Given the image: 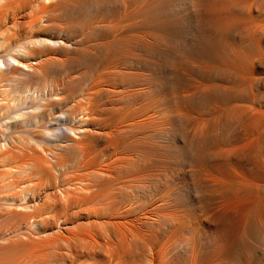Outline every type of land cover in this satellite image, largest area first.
Here are the masks:
<instances>
[{
  "label": "bare ground",
  "instance_id": "bare-ground-1",
  "mask_svg": "<svg viewBox=\"0 0 264 264\" xmlns=\"http://www.w3.org/2000/svg\"><path fill=\"white\" fill-rule=\"evenodd\" d=\"M4 22L30 31L0 91L85 102L63 142L0 143V264H264V0H0Z\"/></svg>",
  "mask_w": 264,
  "mask_h": 264
},
{
  "label": "rangeland",
  "instance_id": "rangeland-1",
  "mask_svg": "<svg viewBox=\"0 0 264 264\" xmlns=\"http://www.w3.org/2000/svg\"><path fill=\"white\" fill-rule=\"evenodd\" d=\"M4 23L0 25V39L2 40L5 36L3 39L7 38L9 44H5L7 42L6 40H4V42L6 41L5 43L2 42L3 46L0 44V55L7 54L8 52V54L11 52L14 54L16 49L15 45L22 39H25L30 30L23 26H16L17 28H14L15 26L12 25V23L7 22L5 23V26ZM17 33L18 37L16 36ZM12 82L14 83V81ZM47 83L49 84L51 82H43L40 87H47ZM17 85L16 87L18 88L20 86L19 89L17 88L19 91H17L18 94L17 92H15V94L11 90L4 93L0 91V101L3 103L0 102V143H2V141H13L16 139L30 140L31 138H29L28 135L30 133L37 134L39 137H42L43 140L46 139V142H50V139L53 142H63L68 136H75L74 128L78 126L77 122L79 119H83L81 117V111H83L82 105H84L83 103L85 102V99L81 96L79 91V93H76L77 90H74L71 95L66 97V94H50L46 89H41L38 92L26 90L27 88L24 90L21 85ZM50 85L51 84H49V86ZM67 94L70 93L68 92ZM41 95L44 97H41ZM39 103H42L43 105H40ZM22 113H24V116L28 115L24 120V116L21 115ZM30 116L31 118H29ZM16 118L19 120H16ZM61 179L63 178H55L53 180L54 184H60ZM48 184L52 187L51 182H48Z\"/></svg>",
  "mask_w": 264,
  "mask_h": 264
}]
</instances>
